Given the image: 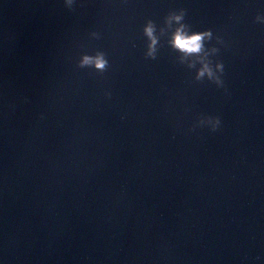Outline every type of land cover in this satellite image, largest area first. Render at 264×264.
Listing matches in <instances>:
<instances>
[{
  "label": "water",
  "instance_id": "95a60500",
  "mask_svg": "<svg viewBox=\"0 0 264 264\" xmlns=\"http://www.w3.org/2000/svg\"><path fill=\"white\" fill-rule=\"evenodd\" d=\"M0 264H264V0H0Z\"/></svg>",
  "mask_w": 264,
  "mask_h": 264
},
{
  "label": "clouds",
  "instance_id": "9594fccd",
  "mask_svg": "<svg viewBox=\"0 0 264 264\" xmlns=\"http://www.w3.org/2000/svg\"><path fill=\"white\" fill-rule=\"evenodd\" d=\"M176 20H179L180 17L176 16L174 17ZM146 33L149 35V37L152 40V44L155 43V39L154 37H152V29L151 26L147 27L145 29ZM210 32L208 31H204V32H193V33H186L185 31H183V27L178 28L172 36V46L174 48H176L177 50H179L182 53L185 54H197L200 53L203 49V41L205 39V37L209 36ZM94 63L95 67L97 69L103 70L105 68V64L106 61H104V59L101 56H97L94 58H90V57H84L83 59V63ZM218 68H221V70H223V65L222 64H218L217 65ZM205 73H207L210 77L212 76V72L209 69V67L207 65H205L199 72H198V78L202 77L203 75H205ZM217 82H219V78H217ZM216 124L220 123L219 118L216 119L215 121ZM216 128L215 126H213V131H215Z\"/></svg>",
  "mask_w": 264,
  "mask_h": 264
}]
</instances>
